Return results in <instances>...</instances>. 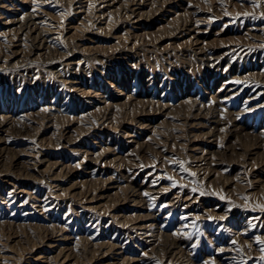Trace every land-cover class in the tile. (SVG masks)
Wrapping results in <instances>:
<instances>
[{"label":"rangeland","instance_id":"1","mask_svg":"<svg viewBox=\"0 0 264 264\" xmlns=\"http://www.w3.org/2000/svg\"><path fill=\"white\" fill-rule=\"evenodd\" d=\"M259 241L264 0H0V264H264Z\"/></svg>","mask_w":264,"mask_h":264},{"label":"bare ground","instance_id":"2","mask_svg":"<svg viewBox=\"0 0 264 264\" xmlns=\"http://www.w3.org/2000/svg\"><path fill=\"white\" fill-rule=\"evenodd\" d=\"M22 17V16H21ZM38 19V18H37ZM35 21V15H34V13L32 14V13H27L26 15H24L23 17H22V20L20 19V21H19V19H17V21L15 22V23H19L20 24V27L18 28L19 30H20V28H23L24 26H25V24H32L33 26H37V22L35 23L34 22ZM41 24V23H40ZM39 24V25H40ZM41 26V25H40ZM38 27V26H37ZM38 28H40V27H38ZM42 28V27H41ZM26 29V28H25ZM22 30V29H21ZM30 30V29H29ZM31 30H33V28L31 29ZM30 30V31H31ZM36 30V29H35ZM39 31V30H38ZM28 32V31H27ZM39 32H41V31H39ZM38 33V32H37ZM43 34H45V33H43ZM27 35V34H26ZM46 35V34H45ZM48 35V34H47ZM51 36V35H50ZM51 38H52V36H51ZM59 38V37H58ZM55 39V38H54ZM47 40V39H46ZM57 40V39H56ZM71 64V63H70ZM229 91H225V92H223L224 94L222 95L223 96V99L224 100H226V99H228V98H225V96L226 95H228L229 93H228ZM231 97V96H230ZM229 97V98H230ZM148 225V224H147ZM147 225H145V226H147ZM139 226V225H138ZM143 227V226H142ZM143 231H144V233H146V234H148V235H146V236H151L149 233H151V231H152V225H148L147 227H145V230L144 229H142ZM144 236V235H143ZM61 238V237H60ZM56 239V238H55ZM61 240V239H60ZM58 244V243H57ZM112 245V244H111ZM57 245L56 244H54V243H49L48 245H47V248L48 249H54L55 247H56ZM109 247V246H108ZM116 249V248H115ZM60 252H62V251H60ZM57 255V254H56ZM115 255V254H114ZM58 256V255H57ZM121 256V255H120ZM174 256V255H173ZM41 257V256H40ZM53 258H55V257H53ZM118 258V257H117ZM124 258V257H123ZM37 259V258H36ZM230 262H231V260H230ZM130 263V262H129ZM229 263V262H228Z\"/></svg>","mask_w":264,"mask_h":264},{"label":"snow or ice","instance_id":"3","mask_svg":"<svg viewBox=\"0 0 264 264\" xmlns=\"http://www.w3.org/2000/svg\"><path fill=\"white\" fill-rule=\"evenodd\" d=\"M225 15H227V13H225ZM245 15H247V13H245ZM180 166H181V170H183V171H187V169L186 168H184V166H183V162H180ZM191 175H195L194 173H191ZM168 179L169 180H171L172 179V177H168ZM173 186H175V183L173 184ZM192 191H196V189L195 188H193L192 189ZM145 195H147V193H145ZM233 243H235V241H233ZM259 243H261V244H264V241H259ZM262 250H264V249H262Z\"/></svg>","mask_w":264,"mask_h":264}]
</instances>
